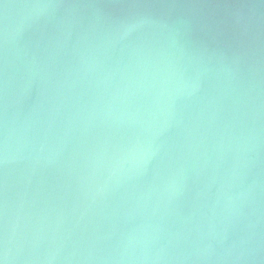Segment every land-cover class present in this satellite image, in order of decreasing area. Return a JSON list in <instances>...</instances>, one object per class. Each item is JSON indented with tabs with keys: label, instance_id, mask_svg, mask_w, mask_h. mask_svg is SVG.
Listing matches in <instances>:
<instances>
[{
	"label": "water",
	"instance_id": "95a60500",
	"mask_svg": "<svg viewBox=\"0 0 264 264\" xmlns=\"http://www.w3.org/2000/svg\"><path fill=\"white\" fill-rule=\"evenodd\" d=\"M3 264H264V0H0Z\"/></svg>",
	"mask_w": 264,
	"mask_h": 264
},
{
	"label": "snow or ice",
	"instance_id": "6c2138e0",
	"mask_svg": "<svg viewBox=\"0 0 264 264\" xmlns=\"http://www.w3.org/2000/svg\"><path fill=\"white\" fill-rule=\"evenodd\" d=\"M0 264H3V261L2 260H0Z\"/></svg>",
	"mask_w": 264,
	"mask_h": 264
}]
</instances>
